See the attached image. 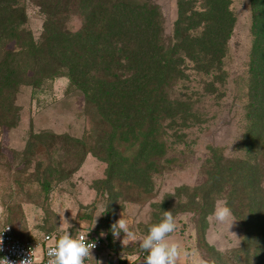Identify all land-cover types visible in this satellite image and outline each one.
<instances>
[{
	"label": "trees",
	"instance_id": "16d2710c",
	"mask_svg": "<svg viewBox=\"0 0 264 264\" xmlns=\"http://www.w3.org/2000/svg\"><path fill=\"white\" fill-rule=\"evenodd\" d=\"M76 3L82 25L72 32L64 23L68 7ZM249 3L253 39L246 127L237 146L243 156L211 150L202 180L178 188V197L187 196L178 204L203 218L224 196L241 221L245 250L254 247L253 264H264V0ZM230 4L176 0L173 39L166 44L161 13L149 0H42L46 19L39 41L24 29L26 13L19 0H0V126L17 124L15 99L22 85L37 88L66 76L108 128L96 145L107 163L105 181L131 182L148 191L150 172L166 154L165 136L200 119L189 97L169 93L176 81L188 79L187 63L203 74L202 89L208 93L225 81L224 58L235 23ZM97 228L80 230L102 234Z\"/></svg>",
	"mask_w": 264,
	"mask_h": 264
},
{
	"label": "rangeland",
	"instance_id": "374dc122",
	"mask_svg": "<svg viewBox=\"0 0 264 264\" xmlns=\"http://www.w3.org/2000/svg\"><path fill=\"white\" fill-rule=\"evenodd\" d=\"M41 1L19 0L26 13L24 29L34 41L40 40L46 19ZM149 1L158 6L160 31L170 44L176 0ZM79 5L68 7L64 27L72 32L82 25ZM229 7L235 23L224 58L225 81L216 92L208 93L202 89L203 74L187 63L188 79L176 81L169 93L189 97L200 119L177 135L170 131L165 136L166 154L150 172L148 191L131 182L105 181L107 163L96 145L108 128L96 109L85 105L82 92L69 84L68 77L57 76L37 88L22 85L15 99L17 124L0 126V206L4 208L0 227L9 225L18 238L38 244L46 232L69 229L74 234L99 225L108 252L129 260L141 250L135 242L122 245L123 233L114 239L112 224L123 215L135 234L143 237L164 211L171 210L177 229L170 238L180 244L181 264H194L199 257L210 264H247L249 259L253 264L254 247L245 250L244 230L234 215L231 233L227 224L214 220V209L201 218L194 209H181L178 204L187 200L185 193L178 197L179 189L192 188L202 180L211 150L225 157L243 156L237 146L246 127L251 8L249 0H231ZM75 140L83 141L84 147ZM86 150L90 152L84 156Z\"/></svg>",
	"mask_w": 264,
	"mask_h": 264
},
{
	"label": "clouds",
	"instance_id": "9594fccd",
	"mask_svg": "<svg viewBox=\"0 0 264 264\" xmlns=\"http://www.w3.org/2000/svg\"><path fill=\"white\" fill-rule=\"evenodd\" d=\"M3 214L4 208L0 206V215ZM212 217L221 225L227 224L229 232H231L230 228L236 221L233 219V211L227 199H218L216 201ZM176 229L177 221L171 210L164 211L160 221L152 224L147 234L143 237H138L135 234L129 222L123 218V215L111 226L114 239H119L121 233L124 234L121 240L122 245L127 246L130 242L138 244L140 250L146 253L144 259L146 264H181L182 252L180 244L170 238ZM3 231L0 232V251H2L4 243ZM210 244L214 246V241H210ZM95 247L96 243L89 241L87 236H74L69 232V229H62V234L58 237L55 244L47 250V264H85L86 259L93 258L92 250ZM218 250L223 251V249ZM29 257L21 260L19 264H33V253L31 251ZM0 264H13V262L7 257H0ZM194 264H210V261L199 257Z\"/></svg>",
	"mask_w": 264,
	"mask_h": 264
},
{
	"label": "built area",
	"instance_id": "2783aa9c",
	"mask_svg": "<svg viewBox=\"0 0 264 264\" xmlns=\"http://www.w3.org/2000/svg\"><path fill=\"white\" fill-rule=\"evenodd\" d=\"M2 231L4 243L2 251H0V257H7L13 264H19L21 260L30 258V251L33 253V264H47V250L55 244L58 237L62 234L46 232L43 234L40 243L35 244L30 241H23L15 236L9 225L0 227V232ZM73 235L87 236L89 241L96 243V247L92 250L93 258L86 259L85 264H137L134 260L129 261L127 259L123 263L115 253H110V251L103 249L106 244L103 234H89L84 230H79ZM145 254L141 251L139 257H143Z\"/></svg>",
	"mask_w": 264,
	"mask_h": 264
},
{
	"label": "crops",
	"instance_id": "0c3cea01",
	"mask_svg": "<svg viewBox=\"0 0 264 264\" xmlns=\"http://www.w3.org/2000/svg\"><path fill=\"white\" fill-rule=\"evenodd\" d=\"M145 257H146V254L143 257H139V254H138L137 256H132L128 259L134 260V262H136L137 264H146V261H144Z\"/></svg>",
	"mask_w": 264,
	"mask_h": 264
}]
</instances>
